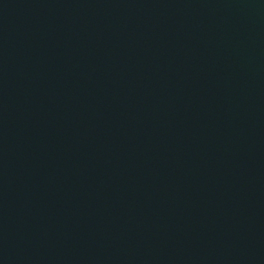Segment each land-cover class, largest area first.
I'll return each instance as SVG.
<instances>
[{"label":"water","instance_id":"95a60500","mask_svg":"<svg viewBox=\"0 0 264 264\" xmlns=\"http://www.w3.org/2000/svg\"><path fill=\"white\" fill-rule=\"evenodd\" d=\"M0 264H264V0H0Z\"/></svg>","mask_w":264,"mask_h":264}]
</instances>
